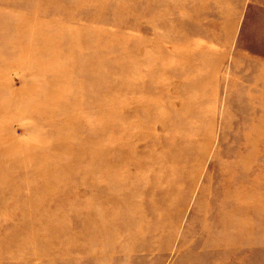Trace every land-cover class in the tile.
<instances>
[{"label":"rangeland","instance_id":"1","mask_svg":"<svg viewBox=\"0 0 264 264\" xmlns=\"http://www.w3.org/2000/svg\"><path fill=\"white\" fill-rule=\"evenodd\" d=\"M258 120L264 0H0V264H264Z\"/></svg>","mask_w":264,"mask_h":264},{"label":"bare ground","instance_id":"2","mask_svg":"<svg viewBox=\"0 0 264 264\" xmlns=\"http://www.w3.org/2000/svg\"><path fill=\"white\" fill-rule=\"evenodd\" d=\"M86 1V0H85ZM127 72H128V74L130 73V67H129V69H127ZM138 73V72H137ZM122 78V77H121ZM122 83H124L123 85L126 87H129V88H131V89H136L137 88V81H136V77L134 78V80H133V82L131 83V84H129V83H126V81H124L123 82V80H121L120 82H119V85H121ZM135 84H136V86H135ZM107 96V95H106ZM113 99H115L116 101H118L117 99H119V100H122V98H117V97H112ZM122 103H123V101H121ZM121 107V106H120ZM122 109H124V110H126V105H122V107H121ZM164 109V108H163ZM162 109V110H163ZM111 112L113 113V114H116V112H118V109H112L111 110ZM129 113H130V111H129ZM128 113H126V115H127ZM162 114L164 115L165 114V112L164 111H162ZM162 115V116H163ZM163 118V121H165V115L162 117ZM106 128H107V126H106ZM262 128H264V124L263 123H261V120H258V123H257V128H256V130H260V129H262ZM262 140H261V142L259 143V146L260 147H264V136H259ZM96 151H98V154H97V160H96V163H98L99 162V164L97 165V166H101V163L102 162H104L105 163V160L106 159H104V154H102V153H104L105 152V150L103 149V147L101 146V145H98V149H96ZM263 153H264V151H263ZM103 163V164H104ZM115 171L116 170H114V169H112V172H103V178H104V180L105 181H107L108 183L107 184H111L112 183V185L114 186V184L116 183V182H119V181H117L114 177L116 176L115 175ZM96 179H97V177H95ZM99 181H101V179H99ZM95 184L97 185V182L95 181ZM261 196L262 197H264V191H262V194H261ZM109 199H110V197H109ZM109 199H108V201H109ZM130 205V206H129ZM140 204H137V202H135L133 199H130V201L125 205V208H122V210H121V212H120V214H118L117 215V217L118 218H120V217H122V218H124V219H134V217H136L135 216V212H138V209L136 208V210H135V208L134 207H136V206H139ZM226 205H227V203L224 205V206H222L223 208H226ZM251 206V205H250ZM134 209V210H133ZM231 211H234L233 210V208H231L230 209ZM237 212V211H236ZM236 212H235V214H236ZM226 215H229V216H223V220L222 219H220L219 218V220H220V225L221 226H223V228H224V230H229L230 231V236H227L232 242H234V243H237V242H239L242 238H243V235H241V234H239V232H238V226H240V223H237V225L236 226H234V227H232V230H234L233 231V233L231 232V230H230V228L229 227H227L225 224L226 223H231L232 222V220L234 219L236 222H238L237 221V219L235 218V217H233L232 215H230V214H226ZM237 215V217H238V214H236ZM125 221V220H124ZM223 224V225H222ZM248 227H250V222L249 221H247V228ZM213 234H215L214 232L212 233V235ZM226 234V233H225ZM216 235V234H215ZM210 236V235H209ZM221 237H223V234H222V236ZM221 237H218L217 236V238H221ZM224 237H225V235H224ZM208 239H209V237H208ZM198 251H200V250H198V249H196V248H191L189 251H188V253H187V255H193V254H196ZM202 256H204V253L203 252H201L200 253V257H202ZM190 259H188V260H185V264H189L190 263V261H191V257H189ZM202 260V259H201ZM201 260H199V261H197L196 262V264H201L202 262H201Z\"/></svg>","mask_w":264,"mask_h":264}]
</instances>
